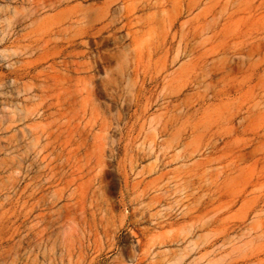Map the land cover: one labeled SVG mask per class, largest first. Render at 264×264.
<instances>
[{
  "label": "rangeland",
  "instance_id": "374dc122",
  "mask_svg": "<svg viewBox=\"0 0 264 264\" xmlns=\"http://www.w3.org/2000/svg\"><path fill=\"white\" fill-rule=\"evenodd\" d=\"M80 2L0 0V264H264V0Z\"/></svg>",
  "mask_w": 264,
  "mask_h": 264
},
{
  "label": "bare ground",
  "instance_id": "6f19581e",
  "mask_svg": "<svg viewBox=\"0 0 264 264\" xmlns=\"http://www.w3.org/2000/svg\"><path fill=\"white\" fill-rule=\"evenodd\" d=\"M38 1V0H37ZM46 1V0H45ZM80 3H77L76 5L67 7V4L65 5V8L63 9H59L57 8V6L53 7V10H56V14L55 16L58 15H62L65 11L70 10V9H76L80 12V15L72 20V19H68V26H63L64 23L60 26L59 28V34H65L68 30H70L72 28V26L76 25L77 27H79V25L84 24V27L88 30L86 36H88L89 38H95L99 35H101V33L106 29V27L109 26V23L103 24L101 27H97V16L93 15V12L95 10H97L98 8H100L102 5H106V2L103 3H98V2H92L88 5H83L82 2H86L88 0H80ZM139 1V0H138ZM25 2V1H24ZM43 2V1H42ZM101 2V1H99ZM133 3V2H132ZM135 4V3H134ZM61 6V4L59 5ZM119 7V6H118ZM36 8V7H35ZM106 8V7H105ZM34 10V9H33ZM105 10V9H104ZM173 13V12H172ZM108 14V13H105ZM170 14V13H169ZM167 15V14H165ZM115 19V16L112 15L110 22H113ZM36 21V20H35ZM34 23V22H33ZM37 24V21L36 23ZM83 27V26H80ZM155 28V27H154ZM138 32V31H137ZM198 34V33H197ZM107 39V38H106ZM50 40V39H49ZM138 40V39H137ZM115 41V39H114ZM133 41V40H132ZM99 42V41H98ZM97 41H95L96 44H99ZM49 42H47L48 44ZM101 43V42H100ZM142 43V42H141ZM46 44V43H45ZM87 43L86 42H78V43H71L66 47H63L62 51V55H63V59L59 62H56V60L50 65V71H54L56 70L57 67H64L65 71L67 72H75V73H80L81 71L83 72H87L88 70L91 69V67H89L86 71V69H75L73 67H79V66H83V63L79 62V59H83L88 55V51L82 49L83 46H85ZM130 53V51L128 52ZM100 61H103L104 59L97 56ZM112 57V56H111ZM117 57V56H116ZM119 57V56H118ZM105 58V57H104ZM117 59V58H116ZM115 59V61H116ZM119 62H120V70H117L118 68V61L115 62V64H117V66H114L115 68H117L115 71L117 72H121V76L123 77V75H126L129 77L130 74V65H132L133 63V56L131 54H123L122 56H120V58H118ZM114 64V65H115ZM113 67V68H114ZM108 71L111 70L112 71V66L108 67ZM48 71V70H47ZM58 72V71H57ZM61 72V71H60ZM114 72V71H112ZM41 73V71L39 72H27L25 73V76H31V77H36L37 75H39ZM59 73V72H58ZM131 73V72H130ZM112 74V73H111ZM62 77V76H61ZM106 77V76H105ZM104 77V78H105ZM53 78V76H52ZM69 78V77H68ZM72 78V77H71ZM103 78V79H104ZM94 79L93 77L90 78V80ZM102 79V80H103ZM73 80V79H72ZM122 81V80H121ZM129 82V81H128ZM105 84V83H104ZM87 86V85H86ZM85 87V85H84ZM94 87V86H93ZM56 88V87H55ZM90 89V88H89ZM93 89V88H92ZM96 89V88H94ZM40 91V90H39ZM43 91V90H42ZM96 90H91V94L94 95ZM97 92V91H96ZM55 95V94H54ZM49 98V96H48ZM44 101V99L42 100ZM173 105V104H172ZM27 212V211H26ZM42 220V219H41ZM4 253V252H3ZM239 263V262H238Z\"/></svg>",
  "mask_w": 264,
  "mask_h": 264
}]
</instances>
